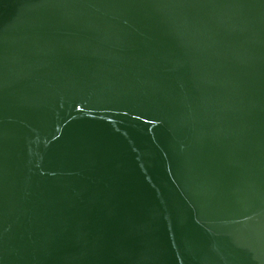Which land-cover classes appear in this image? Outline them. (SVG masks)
<instances>
[{
  "label": "water",
  "instance_id": "obj_1",
  "mask_svg": "<svg viewBox=\"0 0 264 264\" xmlns=\"http://www.w3.org/2000/svg\"><path fill=\"white\" fill-rule=\"evenodd\" d=\"M0 264H264V0H0Z\"/></svg>",
  "mask_w": 264,
  "mask_h": 264
}]
</instances>
